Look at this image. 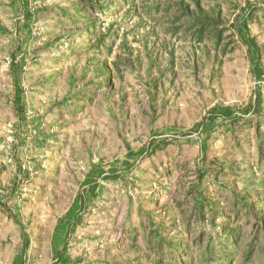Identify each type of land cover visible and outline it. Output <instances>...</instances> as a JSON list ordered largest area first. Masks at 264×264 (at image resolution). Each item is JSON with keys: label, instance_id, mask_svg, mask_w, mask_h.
Returning a JSON list of instances; mask_svg holds the SVG:
<instances>
[{"label": "rangeland", "instance_id": "1", "mask_svg": "<svg viewBox=\"0 0 264 264\" xmlns=\"http://www.w3.org/2000/svg\"><path fill=\"white\" fill-rule=\"evenodd\" d=\"M53 232L264 264V0H0V264Z\"/></svg>", "mask_w": 264, "mask_h": 264}, {"label": "crops", "instance_id": "2", "mask_svg": "<svg viewBox=\"0 0 264 264\" xmlns=\"http://www.w3.org/2000/svg\"><path fill=\"white\" fill-rule=\"evenodd\" d=\"M31 237L35 238V235ZM49 238H50L49 244L51 246L50 253L45 252L46 247L41 243L42 244L41 247L35 248L33 251L31 250L32 252H30L31 256H33L31 264H53L55 260L58 258V256H60V260L57 262V264H61V258L63 257L60 253L63 252L62 247H64V241H62V238L61 241L59 242L58 240L56 241L57 235L55 232L50 233ZM15 241L18 240L16 239ZM30 254L27 252L24 253L23 250L15 251L11 255L9 264H27V259H28L27 256Z\"/></svg>", "mask_w": 264, "mask_h": 264}, {"label": "trees", "instance_id": "3", "mask_svg": "<svg viewBox=\"0 0 264 264\" xmlns=\"http://www.w3.org/2000/svg\"><path fill=\"white\" fill-rule=\"evenodd\" d=\"M260 95L259 94H256V98H255V100H256V104L258 105L259 104V102H260ZM181 249V248H180ZM180 249H179V251H180ZM204 251H210V250H208V248L206 249V250H204ZM204 254V260L202 261L201 260V258H200V264H207V259L209 258V256H205L206 254L205 253H203ZM194 257H195V255L193 256V255H190V259H191V261L194 259ZM176 258V257H175ZM174 258V260H173V263L174 264H190L189 262H187V259H189L188 258V255L185 253L184 254V256L182 257V258H177V259H175ZM60 260V256H58V258L55 260V262L53 263V264H57V262ZM64 260H65V258H61V264H65V262H64Z\"/></svg>", "mask_w": 264, "mask_h": 264}]
</instances>
